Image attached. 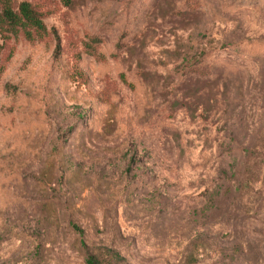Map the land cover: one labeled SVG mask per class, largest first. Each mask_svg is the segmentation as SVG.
<instances>
[{
    "label": "rangeland",
    "instance_id": "1",
    "mask_svg": "<svg viewBox=\"0 0 264 264\" xmlns=\"http://www.w3.org/2000/svg\"><path fill=\"white\" fill-rule=\"evenodd\" d=\"M27 1L45 31L0 25V264H264V0Z\"/></svg>",
    "mask_w": 264,
    "mask_h": 264
},
{
    "label": "trees",
    "instance_id": "2",
    "mask_svg": "<svg viewBox=\"0 0 264 264\" xmlns=\"http://www.w3.org/2000/svg\"><path fill=\"white\" fill-rule=\"evenodd\" d=\"M4 23L9 31L21 29L26 37L45 31L38 11L27 0H20L16 6L11 5L9 0H0V25L5 27ZM89 259L90 264H105L95 255H91Z\"/></svg>",
    "mask_w": 264,
    "mask_h": 264
}]
</instances>
